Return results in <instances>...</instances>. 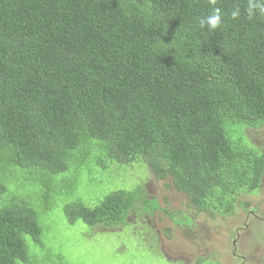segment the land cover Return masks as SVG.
I'll use <instances>...</instances> for the list:
<instances>
[{"label":"trees","instance_id":"trees-1","mask_svg":"<svg viewBox=\"0 0 264 264\" xmlns=\"http://www.w3.org/2000/svg\"><path fill=\"white\" fill-rule=\"evenodd\" d=\"M209 11L208 0H0V264H36L26 236L43 247L35 210L4 204L8 181L55 204L72 167L139 161L213 217L259 193L264 150L241 133L264 125V17L228 15L209 32L197 26ZM138 189L67 204V220L122 223Z\"/></svg>","mask_w":264,"mask_h":264},{"label":"rangeland","instance_id":"rangeland-1","mask_svg":"<svg viewBox=\"0 0 264 264\" xmlns=\"http://www.w3.org/2000/svg\"><path fill=\"white\" fill-rule=\"evenodd\" d=\"M244 131L243 139L264 150V125ZM72 171L58 176L55 204L50 199L38 204L35 189L17 190L14 181L7 182L4 204L24 200L39 217L43 247L26 236L36 264L38 257L40 264H264V220L259 217L264 216V181L259 193L244 192L232 212L213 217L189 208L186 195L167 186L170 179H158L139 161L103 170L90 160L82 171ZM139 187L142 198L122 223L92 226L67 220V204L81 201L95 207L115 190ZM47 203L52 208L44 213L40 207Z\"/></svg>","mask_w":264,"mask_h":264},{"label":"clouds","instance_id":"clouds-1","mask_svg":"<svg viewBox=\"0 0 264 264\" xmlns=\"http://www.w3.org/2000/svg\"><path fill=\"white\" fill-rule=\"evenodd\" d=\"M208 3L210 11L198 18L197 26L199 29H207L209 32H215L220 29L228 15L233 20L239 19L241 16H244L248 20L264 17V0H247L246 6L243 8L239 4H236L230 13H226L222 7L217 6L218 0H208Z\"/></svg>","mask_w":264,"mask_h":264},{"label":"flooded vegetation","instance_id":"flooded-vegetation-1","mask_svg":"<svg viewBox=\"0 0 264 264\" xmlns=\"http://www.w3.org/2000/svg\"><path fill=\"white\" fill-rule=\"evenodd\" d=\"M259 217L261 218V220H264V216H261V215H260Z\"/></svg>","mask_w":264,"mask_h":264}]
</instances>
